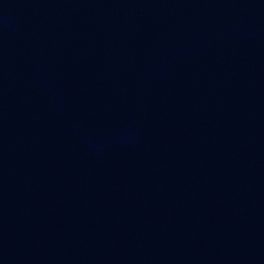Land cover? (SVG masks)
<instances>
[{
	"label": "water",
	"instance_id": "1",
	"mask_svg": "<svg viewBox=\"0 0 264 264\" xmlns=\"http://www.w3.org/2000/svg\"><path fill=\"white\" fill-rule=\"evenodd\" d=\"M0 264H264V0H0Z\"/></svg>",
	"mask_w": 264,
	"mask_h": 264
}]
</instances>
